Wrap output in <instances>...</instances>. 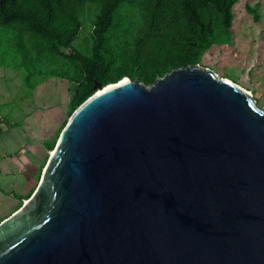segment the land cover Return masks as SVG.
Masks as SVG:
<instances>
[{"label":"water","instance_id":"95a60500","mask_svg":"<svg viewBox=\"0 0 264 264\" xmlns=\"http://www.w3.org/2000/svg\"><path fill=\"white\" fill-rule=\"evenodd\" d=\"M94 87L0 221V264H264V108L250 93L197 64Z\"/></svg>","mask_w":264,"mask_h":264},{"label":"trees","instance_id":"16d2710c","mask_svg":"<svg viewBox=\"0 0 264 264\" xmlns=\"http://www.w3.org/2000/svg\"><path fill=\"white\" fill-rule=\"evenodd\" d=\"M236 1L0 0V50L17 60L27 85L35 76L67 80L71 115L96 83L128 76L149 85L173 68L199 63L213 45L229 40L221 33L233 34ZM86 3L98 9L88 55L73 45ZM3 120L0 113V123L7 124ZM53 143L47 142L48 150Z\"/></svg>","mask_w":264,"mask_h":264},{"label":"rangeland","instance_id":"374dc122","mask_svg":"<svg viewBox=\"0 0 264 264\" xmlns=\"http://www.w3.org/2000/svg\"><path fill=\"white\" fill-rule=\"evenodd\" d=\"M97 10L90 3L79 10L81 29L73 45L86 55L91 51L90 31ZM233 12V34H220L229 40L213 45L196 64L227 76L264 108V0H237ZM10 55L0 50V113L7 123H0V219L35 190L70 117V83L35 76L27 85L23 69ZM52 140L48 150L46 144Z\"/></svg>","mask_w":264,"mask_h":264},{"label":"bare ground","instance_id":"6f19581e","mask_svg":"<svg viewBox=\"0 0 264 264\" xmlns=\"http://www.w3.org/2000/svg\"><path fill=\"white\" fill-rule=\"evenodd\" d=\"M123 81H125V79ZM53 153H54V150L53 151H50V154H53Z\"/></svg>","mask_w":264,"mask_h":264}]
</instances>
